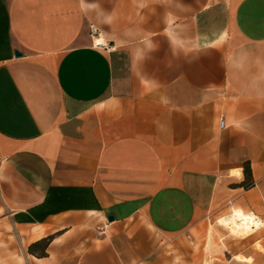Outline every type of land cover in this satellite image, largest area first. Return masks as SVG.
I'll return each instance as SVG.
<instances>
[{
	"label": "crops",
	"instance_id": "crops-1",
	"mask_svg": "<svg viewBox=\"0 0 264 264\" xmlns=\"http://www.w3.org/2000/svg\"><path fill=\"white\" fill-rule=\"evenodd\" d=\"M229 198L264 203V0H0V264H204Z\"/></svg>",
	"mask_w": 264,
	"mask_h": 264
},
{
	"label": "rangeland",
	"instance_id": "rangeland-1",
	"mask_svg": "<svg viewBox=\"0 0 264 264\" xmlns=\"http://www.w3.org/2000/svg\"><path fill=\"white\" fill-rule=\"evenodd\" d=\"M246 189V187H243ZM230 199H227L222 206L219 207L220 211L211 216L206 220L204 231L193 232V243L195 248V254L203 256L204 264H212L218 261L219 257L222 258V261H225L223 258V252L228 262L226 264H261L253 261V257L250 254H247L245 250L247 249H257L258 251H263L264 248L261 244V241L258 239L264 236V226L257 228L253 233L249 234L245 232L246 235H230V227L227 224L221 225L217 221L222 217L228 215L232 212V203ZM236 209H242L241 207H235ZM264 203L260 204V208H243L242 211L246 214L253 212L258 216L264 218ZM254 242L252 245L251 243ZM234 254V255H233ZM236 255H239L242 258H237Z\"/></svg>",
	"mask_w": 264,
	"mask_h": 264
},
{
	"label": "bare ground",
	"instance_id": "bare-ground-1",
	"mask_svg": "<svg viewBox=\"0 0 264 264\" xmlns=\"http://www.w3.org/2000/svg\"><path fill=\"white\" fill-rule=\"evenodd\" d=\"M97 39V38H96ZM100 38L97 39L96 44L101 45ZM236 172V171H235ZM221 225L227 224L230 227V235H246L245 232L249 234L253 233L257 228L260 227V222L255 213H244L242 209L232 208V212L228 215L222 217L217 221Z\"/></svg>",
	"mask_w": 264,
	"mask_h": 264
},
{
	"label": "built area",
	"instance_id": "built-area-1",
	"mask_svg": "<svg viewBox=\"0 0 264 264\" xmlns=\"http://www.w3.org/2000/svg\"><path fill=\"white\" fill-rule=\"evenodd\" d=\"M89 30H90V35H91V37H96L97 35H98V30H97V28H96V26L95 25H93V24H91L90 26H89ZM93 43L95 44V45H99V44H96L95 43V41H93ZM219 126L220 127H223L224 126V119L221 117L220 118V120H219ZM255 184V183H254ZM257 217H258V219H259V222H260V227H263L264 226V218L263 217H261V216H258L257 215Z\"/></svg>",
	"mask_w": 264,
	"mask_h": 264
},
{
	"label": "trees",
	"instance_id": "trees-1",
	"mask_svg": "<svg viewBox=\"0 0 264 264\" xmlns=\"http://www.w3.org/2000/svg\"><path fill=\"white\" fill-rule=\"evenodd\" d=\"M247 173H248V170H247V168H246V166L244 167V174L245 175H247ZM254 185V181H251V180H246L245 182H243V184H242V186L243 187H246V189L247 188H250V187H252Z\"/></svg>",
	"mask_w": 264,
	"mask_h": 264
},
{
	"label": "water",
	"instance_id": "water-1",
	"mask_svg": "<svg viewBox=\"0 0 264 264\" xmlns=\"http://www.w3.org/2000/svg\"><path fill=\"white\" fill-rule=\"evenodd\" d=\"M15 55L18 56L19 55V52L16 51L15 52ZM107 219L111 221V220H113V216L112 215H109V216H107Z\"/></svg>",
	"mask_w": 264,
	"mask_h": 264
}]
</instances>
